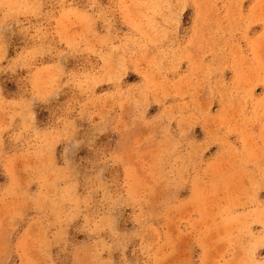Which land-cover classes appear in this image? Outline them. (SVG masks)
I'll use <instances>...</instances> for the list:
<instances>
[{"label":"rangeland","instance_id":"374dc122","mask_svg":"<svg viewBox=\"0 0 264 264\" xmlns=\"http://www.w3.org/2000/svg\"><path fill=\"white\" fill-rule=\"evenodd\" d=\"M0 264H264V0H0Z\"/></svg>","mask_w":264,"mask_h":264}]
</instances>
